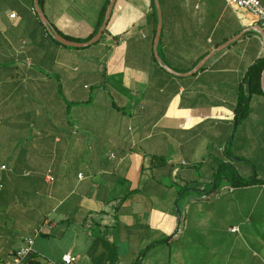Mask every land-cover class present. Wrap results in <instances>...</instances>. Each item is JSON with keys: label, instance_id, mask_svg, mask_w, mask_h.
<instances>
[{"label": "crops", "instance_id": "0c3cea01", "mask_svg": "<svg viewBox=\"0 0 264 264\" xmlns=\"http://www.w3.org/2000/svg\"><path fill=\"white\" fill-rule=\"evenodd\" d=\"M105 2L39 6L86 38ZM156 4L157 54L182 75L155 58ZM255 26L264 32L225 0H115L101 39L68 47L34 0H0V209L11 222L0 259L31 238L29 264L67 252L77 264H136L168 238L139 264H264V183L237 186L232 174L213 189L222 164L264 179V92L237 124L233 111L264 56Z\"/></svg>", "mask_w": 264, "mask_h": 264}, {"label": "trees", "instance_id": "16d2710c", "mask_svg": "<svg viewBox=\"0 0 264 264\" xmlns=\"http://www.w3.org/2000/svg\"><path fill=\"white\" fill-rule=\"evenodd\" d=\"M41 1L42 0H39V4L41 3ZM107 5H108V0H106L105 4L103 5L102 10L99 13L98 22H97L95 28L93 29V31L86 38L71 37V36H68V35H65V34L61 33L53 25L51 27L55 31H57L60 35H62L64 38H66L67 40H71V41H75V42L87 41L90 38H92L96 34V32L98 31V29H99V27H100V25H101V23L103 21L104 13H105ZM153 31L155 32V28H154ZM101 37H102V35H101ZM101 37L99 38V40L101 39ZM51 38H52V36H51ZM263 69H264V56L257 58L253 62V64L247 69V71L245 73V76H244V79H243V85H241L239 87V90H238V93H237V98H236V104H235V107H234V110H233L234 111V121H235L236 124L239 123L240 121H242L248 115L249 101H250L251 96L254 95V94L263 93L262 88H261V72H262ZM220 168L221 167H219V169L217 170V173L214 176L213 189L218 187L217 186V182H216V178H217V175H218V173L220 171ZM233 176L236 179L237 186L248 185V184L253 183V182L264 183V179H257V178H254L253 176H251L249 178H245V177L240 176L236 171H234V175ZM167 239L168 238H163L161 240H157V241L152 242V243L146 245L145 247H143L139 251V253L137 255L136 264H139L141 262V260L143 259L144 255L147 253V251H149L156 244L162 243V242H164Z\"/></svg>", "mask_w": 264, "mask_h": 264}, {"label": "water", "instance_id": "95a60500", "mask_svg": "<svg viewBox=\"0 0 264 264\" xmlns=\"http://www.w3.org/2000/svg\"><path fill=\"white\" fill-rule=\"evenodd\" d=\"M114 1L115 0H109L108 5H107L106 10H105V13H104L103 21H102L98 31L96 32V34L92 38H90L89 40L84 41V42H75V41L67 40L62 35H60L57 31H55L51 27L49 22L47 21V18L45 17L41 7L39 6V0H34V9L38 15L39 20L44 25L47 33L49 35H51L54 40H56L57 42L65 45V46H68V47H86V46H89V45L97 42L99 40V38L101 37L103 31L105 30L106 24L110 18L111 10H112ZM156 8H157V25H156V31H155V36H154V55H155L157 62L160 65H162L160 58H159L157 51H156V47H157V43H158V39H159V34H160V30H161V12H160V9H159L157 4H156ZM255 27L258 28L259 33H260V35L263 39V42H264V32L258 26H255ZM249 29L250 28H247L245 30H249ZM245 30H243L241 33L232 37L230 40H228L225 44L219 46L217 49H223L224 47H226L230 42L239 38L245 32ZM214 51L215 50H212L206 56H204L194 66V68L191 70V72L197 71L206 62V60H208L213 55ZM162 67L170 73H173L175 75H182V74H178V73L174 72L173 70L169 69L167 66L162 65ZM261 88H262V91L264 92V69L261 72Z\"/></svg>", "mask_w": 264, "mask_h": 264}, {"label": "built area", "instance_id": "2783aa9c", "mask_svg": "<svg viewBox=\"0 0 264 264\" xmlns=\"http://www.w3.org/2000/svg\"><path fill=\"white\" fill-rule=\"evenodd\" d=\"M226 3L234 9H243L252 14L258 21H264V6L259 0H225ZM11 18L15 17V14H10ZM2 168H4L2 166ZM49 181H52V176H47ZM231 231H237V227L230 228ZM40 231L39 228L35 229V233ZM26 245L22 246L15 252H13L8 259H0V264H29L34 250L32 247L33 240L31 238H25ZM57 264H77L76 258L69 252L62 254L60 262Z\"/></svg>", "mask_w": 264, "mask_h": 264}, {"label": "rangeland", "instance_id": "374dc122", "mask_svg": "<svg viewBox=\"0 0 264 264\" xmlns=\"http://www.w3.org/2000/svg\"><path fill=\"white\" fill-rule=\"evenodd\" d=\"M220 171L217 175L216 178V182L217 183H226V179H228L232 174L234 175V169L232 168V166H226V165H221L220 166ZM218 169V167L216 168ZM17 201V200H16ZM6 216H9V213H7V211H5L4 208L0 209V232H8L10 231V226H11V222L9 219H5ZM17 231V233H19L18 230H14ZM20 234V233H19ZM41 237H38V241H41ZM60 243L65 244L68 243V236L66 235L65 238L63 240L60 241Z\"/></svg>", "mask_w": 264, "mask_h": 264}]
</instances>
